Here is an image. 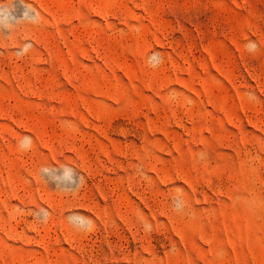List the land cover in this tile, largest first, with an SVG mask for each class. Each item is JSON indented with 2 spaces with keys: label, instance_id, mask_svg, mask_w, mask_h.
I'll return each mask as SVG.
<instances>
[{
  "label": "rangeland",
  "instance_id": "374dc122",
  "mask_svg": "<svg viewBox=\"0 0 264 264\" xmlns=\"http://www.w3.org/2000/svg\"><path fill=\"white\" fill-rule=\"evenodd\" d=\"M0 264H264V0H0Z\"/></svg>",
  "mask_w": 264,
  "mask_h": 264
}]
</instances>
